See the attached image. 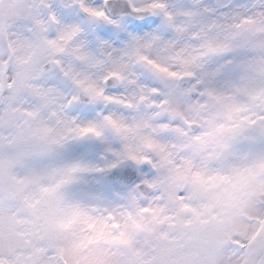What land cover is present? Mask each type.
I'll return each instance as SVG.
<instances>
[{
	"label": "snow or ice",
	"instance_id": "1",
	"mask_svg": "<svg viewBox=\"0 0 264 264\" xmlns=\"http://www.w3.org/2000/svg\"><path fill=\"white\" fill-rule=\"evenodd\" d=\"M22 8L0 39L3 95L21 63L38 75L12 105L21 119L0 122V159H20V178L78 173L79 203L101 212L89 232L116 226L118 236L125 210L139 216L167 199L165 177L177 181L176 209L186 212L213 173L257 149L264 155V48L256 47L264 31L249 30L264 29V0H24ZM26 42L37 50L14 54ZM8 111L0 104V117ZM144 190L149 199L134 206ZM0 212L20 205L6 201ZM41 247L44 264H69L61 249Z\"/></svg>",
	"mask_w": 264,
	"mask_h": 264
},
{
	"label": "rangeland",
	"instance_id": "2",
	"mask_svg": "<svg viewBox=\"0 0 264 264\" xmlns=\"http://www.w3.org/2000/svg\"><path fill=\"white\" fill-rule=\"evenodd\" d=\"M23 3L0 0V39L7 40ZM249 30L253 36L264 31L252 26ZM256 47L264 48V41ZM36 50L34 43L26 42L13 52ZM4 67L0 65V78ZM20 69L10 96L5 97L0 87V104L9 105L0 122L10 125L21 114L12 105L22 102L24 93L32 90L34 74L38 75L29 62L21 63ZM257 71L264 73V64ZM21 166L18 158L0 159V206L6 201L20 205L17 214L0 212V264H44L46 247L41 245L61 249L69 264H251L264 241V155L258 149L224 170L229 173L227 180L196 186V204L186 212L176 209L177 181L165 177L160 186L167 199L151 200L149 211L139 216L125 210L119 217L118 236L112 234L116 226L110 230L95 224L89 232V218H99L101 212L79 203L83 198L78 173L45 170L20 178L14 173ZM217 191L226 197V204L210 200ZM137 200L133 197L134 206ZM77 240L79 247L74 249ZM236 247L248 253L237 257Z\"/></svg>",
	"mask_w": 264,
	"mask_h": 264
},
{
	"label": "trees",
	"instance_id": "3",
	"mask_svg": "<svg viewBox=\"0 0 264 264\" xmlns=\"http://www.w3.org/2000/svg\"><path fill=\"white\" fill-rule=\"evenodd\" d=\"M236 132H237V135H241L242 134V133H240L239 130H237ZM243 166H244V164H242V167ZM237 167L241 168L240 165L239 166L237 165ZM228 176H229V173H227L225 171L220 172V173H213L212 177L210 179L206 180L204 183L210 184V185H214V184L218 183L220 180H227ZM230 179H232V178H230ZM210 200H214V202L218 200L221 204H226L227 203L226 197L222 193H220L218 191L216 193H211ZM139 201L140 200H137V205L139 204ZM151 209H152V211L155 210V209H153V207ZM133 222L136 225H138L137 219H134ZM164 233H167V232H164ZM167 235L169 236V234H167ZM169 237L171 238V236H169Z\"/></svg>",
	"mask_w": 264,
	"mask_h": 264
},
{
	"label": "water",
	"instance_id": "4",
	"mask_svg": "<svg viewBox=\"0 0 264 264\" xmlns=\"http://www.w3.org/2000/svg\"><path fill=\"white\" fill-rule=\"evenodd\" d=\"M22 113L19 115V119H21ZM41 151H47V149H40ZM138 198L141 199H148L149 198V192L148 190H144L143 192L140 193ZM251 264H264V241L262 243L261 248L257 252L256 257L254 258L253 262Z\"/></svg>",
	"mask_w": 264,
	"mask_h": 264
},
{
	"label": "flooded vegetation",
	"instance_id": "5",
	"mask_svg": "<svg viewBox=\"0 0 264 264\" xmlns=\"http://www.w3.org/2000/svg\"><path fill=\"white\" fill-rule=\"evenodd\" d=\"M2 1H3V2H5V1H6V2H9V1L12 2V1H17V0H2Z\"/></svg>",
	"mask_w": 264,
	"mask_h": 264
}]
</instances>
